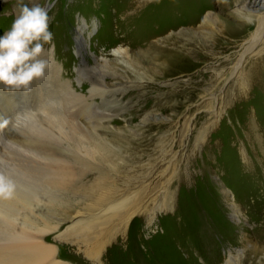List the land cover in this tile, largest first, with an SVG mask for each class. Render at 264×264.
Returning <instances> with one entry per match:
<instances>
[{
    "label": "rangeland",
    "instance_id": "1",
    "mask_svg": "<svg viewBox=\"0 0 264 264\" xmlns=\"http://www.w3.org/2000/svg\"><path fill=\"white\" fill-rule=\"evenodd\" d=\"M203 1L193 8L194 14L201 13L197 18L180 1L181 8L174 13L186 22L171 27L168 24L175 19H167L164 0H0V37L10 28L18 2L49 6L53 41L45 52L53 54L72 88L89 94V83L78 80L83 58L77 35L84 29L88 56L84 61L110 75L105 79L107 90L99 94L103 112L112 106L118 109L113 113L119 112L111 123L105 121L113 133L103 134L116 151L96 164L103 171L101 183L106 179L113 190L134 191L131 200L153 192L162 195L165 190L166 199H171L169 209L157 211L152 228L134 218L129 235L106 245L100 260L95 241L89 247L69 243L65 226L39 234L54 248L58 262L225 264L229 251L239 249L245 251L236 264H264V29L252 36L255 26L236 27L241 34L234 36L218 19L243 24L238 16L243 7L236 0ZM117 45L126 47L131 58L118 61L107 56L113 66L109 71L100 49ZM252 51L261 54L250 56ZM259 60H263V84L254 87L247 68ZM48 72L27 92L6 90L15 97L12 101L22 106L31 98L29 107L36 109L35 96L53 94L41 80L68 89L54 79L55 67ZM20 110L15 109L17 120L23 116ZM32 122H24L20 130L6 127V139L0 141V173L10 174L15 158L2 145L23 141ZM153 175L163 179L148 187ZM95 195L88 189L75 190L69 203L48 207L60 213L68 205L75 210L87 206ZM162 198L150 199H157L153 210L162 206ZM231 203L243 211L244 221L232 216ZM49 219L53 224L59 221L51 214Z\"/></svg>",
    "mask_w": 264,
    "mask_h": 264
},
{
    "label": "bare ground",
    "instance_id": "2",
    "mask_svg": "<svg viewBox=\"0 0 264 264\" xmlns=\"http://www.w3.org/2000/svg\"><path fill=\"white\" fill-rule=\"evenodd\" d=\"M180 1L191 7L190 13L195 18L199 17L201 13L196 12L195 15L194 6L198 5L200 1L205 3L203 0H164L167 19H175L174 23H172L173 21L169 22L168 26L175 27L177 24L181 25L186 22L184 18L178 20L177 12L174 13V10L181 8ZM236 2L243 7L238 10V16L243 17L245 22L238 24L221 18L218 19L220 26L227 27L228 31L237 37L241 32L236 27L255 26L256 30L252 36L263 31L264 0H236ZM169 20L171 21V19ZM83 33L84 29L81 27L77 40L81 47L80 50H82L80 55L83 58V67L78 71V80L81 83L86 81L89 83V94L80 93L77 89L72 88L70 82L62 78V67L54 62L53 54L49 52H45L47 59H44L49 62V68L55 67L56 76L54 79L67 85L68 89L65 86L67 92L60 90L61 84L55 85L53 81L41 80L47 88L53 89V94L47 93L48 95L43 97L35 96L33 102L37 108L31 109L29 107L31 98L27 102H22L21 106L17 101H12L15 97L8 95L5 86L0 84V120L8 119L10 121L8 126L14 130H20L19 126L24 122L33 121L29 135L23 141L12 142L9 140L2 145L4 149L6 148L15 156L10 174L7 176L17 184H15V196L10 200L0 201V264H64L55 259L54 248L48 246L39 236V234H46L50 230L56 231L60 226H65L66 241L69 243L89 247L93 245L91 241H95L97 249L100 247L96 251L98 252L96 260H100L106 245L117 237L125 238L129 235L134 218L145 223L148 228H152L157 220V213H159L157 211L160 209L166 211L171 207L168 206L171 204V199H166V190L162 195L153 192L150 197L147 195L131 200L136 194L134 191L113 190L112 183L106 179V183H101L103 171L98 169L100 167H97L96 164L105 162L113 151H116L115 145L109 144L103 134V132L113 133L105 121L111 123L119 112H117V106L115 108L112 106V109L117 110L114 113L111 107L107 114L103 112L105 103L99 94H102L104 88L106 89L105 79L110 75L98 70L97 67L90 66L86 60L84 61L88 56ZM150 48H153L152 44ZM260 54V51H252L250 56L254 57ZM129 58H131V53L127 49L122 59ZM262 63L263 60H259L252 61L248 65L247 76L250 84L255 80L254 87H260L263 84L261 80ZM104 64L106 68L109 66L107 59L104 60ZM112 68L113 66H109V71ZM49 72L46 71L47 74H50ZM115 91L117 92L119 89ZM76 101L79 102L78 108L77 103L75 105ZM16 108L23 112L21 115L24 117L22 116L20 120H17L14 115L17 113L15 112ZM40 116L44 117L43 120L38 119ZM5 129H0L2 143L7 136ZM114 140L118 141V136ZM1 142L0 144H2ZM159 176L153 175L148 178L150 183L146 181L142 183H147V186L150 187L152 183L163 179V176ZM79 189L83 191L88 189L90 195L96 193L98 196H91L87 206L79 208L77 206L75 210L68 205L60 213V210L48 207L53 203H69V198L72 197H69L70 193ZM152 197H163L162 206L156 210H153L154 207L151 208L157 200L151 202ZM229 208L234 218L241 222L245 220L246 217L238 205L231 203ZM50 214L52 217L55 215V219L58 218L59 221L51 223ZM243 240L244 237L241 242ZM244 251L231 249L226 258L228 264H236L239 259L241 260Z\"/></svg>",
    "mask_w": 264,
    "mask_h": 264
},
{
    "label": "clouds",
    "instance_id": "3",
    "mask_svg": "<svg viewBox=\"0 0 264 264\" xmlns=\"http://www.w3.org/2000/svg\"><path fill=\"white\" fill-rule=\"evenodd\" d=\"M14 11L15 17L10 28L0 37V84L6 90L27 92L34 81L45 77L49 68L44 52L45 46L51 45L53 41V33L50 31L52 18L48 8L40 4L29 7L18 2ZM100 51L101 60L111 56L119 61L127 48L117 45L107 49L102 47ZM9 123L8 119L0 120V129L6 128ZM15 193L14 181L0 173V201L12 199ZM225 264H228L227 260Z\"/></svg>",
    "mask_w": 264,
    "mask_h": 264
},
{
    "label": "water",
    "instance_id": "4",
    "mask_svg": "<svg viewBox=\"0 0 264 264\" xmlns=\"http://www.w3.org/2000/svg\"><path fill=\"white\" fill-rule=\"evenodd\" d=\"M47 8L49 9V6H47Z\"/></svg>",
    "mask_w": 264,
    "mask_h": 264
}]
</instances>
